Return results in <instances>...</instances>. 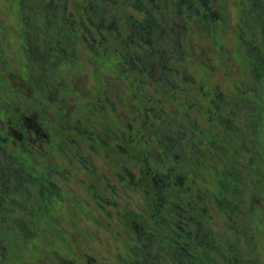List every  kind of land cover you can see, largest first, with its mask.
<instances>
[{
    "label": "trees",
    "instance_id": "16d2710c",
    "mask_svg": "<svg viewBox=\"0 0 264 264\" xmlns=\"http://www.w3.org/2000/svg\"><path fill=\"white\" fill-rule=\"evenodd\" d=\"M67 2L16 0L24 76L18 84L14 73H0L1 89L14 95L0 97V264L21 258L19 250L27 254L28 244L36 249L34 238L51 247L49 233L61 236L52 216L61 187L51 159L72 148L94 174L84 144L112 162L103 175L107 187L116 189L115 176L144 201L146 216L132 209L125 215L132 236L124 264H247L238 238L212 227L208 201L232 226L244 196L251 212L253 192L264 186L257 134L264 111V0L239 1L237 57L226 50L222 62L228 84L209 89L203 76L181 75L180 65L189 57L202 71L209 65L188 34L196 27L217 45L228 17L223 0H81L78 15ZM80 42L91 53L96 87L87 102H72L66 94L77 88L60 68L77 62ZM197 105L196 113L205 111L203 124L193 112ZM229 115H241L250 129L235 126ZM89 186L95 199L106 196L96 183Z\"/></svg>",
    "mask_w": 264,
    "mask_h": 264
},
{
    "label": "rangeland",
    "instance_id": "374dc122",
    "mask_svg": "<svg viewBox=\"0 0 264 264\" xmlns=\"http://www.w3.org/2000/svg\"><path fill=\"white\" fill-rule=\"evenodd\" d=\"M80 1L68 0L67 2L68 9L74 15H78L77 9ZM239 1L223 0L228 17L218 31L219 43L217 45H213V40L204 31H198L196 27L189 31L188 38L193 43L191 45H195L198 58L205 60L209 65L202 71L201 65L198 63L199 60L189 57L185 63L180 65L181 75L190 78L194 74L203 76L204 82L208 81L207 89L213 84L220 87L228 84L222 62L226 58V50L233 58L237 57L235 47L237 43L236 27L239 22ZM18 15L16 0H0V73H14L16 83L19 84L24 76V58L23 37ZM76 54L78 58L77 62L74 61L77 64H74L76 67L67 65L61 67L60 70L64 78L72 77V83L77 88L66 94L68 99L72 102H87L89 96L91 97L95 93L94 62L91 60L90 51L81 42L77 44ZM102 68H105V65ZM7 82L9 81L7 80ZM0 95V97L6 95L7 99L14 97L11 91L2 90L1 85ZM197 96L199 98V94ZM197 107L198 105L193 112L199 123L203 124L205 120L201 115H205V111L196 113ZM232 117L229 115L228 119L232 120L235 126H240L243 131L250 129L248 126L246 127L241 115L239 118ZM112 118L114 119L113 116ZM228 125L230 124L228 123ZM217 126L219 132L225 130V124L218 123ZM258 129L259 145H261L259 170L264 173V111ZM233 132L236 133L235 129ZM226 146L229 151L232 149L228 144ZM81 149L89 154L88 159L95 168L94 174L89 171V167L85 166H89L88 162L87 164L80 163L79 159L72 155L71 152L74 151L72 148H69L70 153L66 156L56 153L52 155L53 159H51L56 163L55 169L58 172L55 173V177L61 187L60 198L55 199L52 216L55 221L54 228L56 227L55 229L60 232L61 236L54 231L49 233L53 243L51 247L47 244H39L37 241H40L41 238H34L36 249L32 247V244H28L27 254L26 250H19V254L22 252L21 258L13 261L7 260L9 257H6L3 259L6 264H61L63 260H70L74 264H124L121 258H125L128 254L126 242H129L130 236H132V232L125 225V215L128 209L145 215L144 201L139 192L124 191L115 176L111 177V182L115 183L116 189L111 190L107 187L103 175L111 173L112 162L103 157L101 152H93L86 144L82 145ZM243 155L244 157L241 158L243 161H247L250 153L245 150ZM96 176L97 178L94 180ZM207 179V186L212 189L213 180L208 177ZM90 182L96 183L101 189L104 188L106 196L95 199L90 191ZM245 183L247 188H254V183L246 178ZM247 188L244 187L245 192H248ZM260 189L262 191H255L254 195L252 194L254 202L251 212L248 210V208L250 209L249 199L244 196L245 204H243L242 212L235 216L236 221L232 226L227 225L225 214L213 202L214 200L208 201L212 215V227L221 233H226L229 238L233 236L238 238L239 248L244 256L250 259L247 264L250 262L264 264V186H260L258 190ZM107 197L115 204L108 202ZM236 228L237 231L233 232Z\"/></svg>",
    "mask_w": 264,
    "mask_h": 264
}]
</instances>
